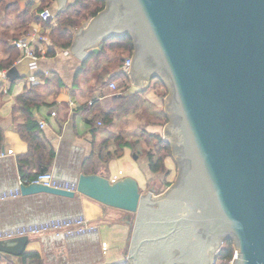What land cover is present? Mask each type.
<instances>
[{
  "label": "water",
  "instance_id": "obj_1",
  "mask_svg": "<svg viewBox=\"0 0 264 264\" xmlns=\"http://www.w3.org/2000/svg\"><path fill=\"white\" fill-rule=\"evenodd\" d=\"M125 35L135 82L168 87L178 182L155 198L133 178L82 173L76 192L30 184L22 196L80 194L135 214L133 264H215L226 240L232 264H264V0H106L72 51L84 60ZM29 241L1 240L0 253L20 257Z\"/></svg>",
  "mask_w": 264,
  "mask_h": 264
},
{
  "label": "crops",
  "instance_id": "obj_2",
  "mask_svg": "<svg viewBox=\"0 0 264 264\" xmlns=\"http://www.w3.org/2000/svg\"><path fill=\"white\" fill-rule=\"evenodd\" d=\"M28 1L20 0V8H25ZM72 1L67 0L65 8ZM41 5V0H35L32 12ZM64 9L60 10L59 1L55 0L52 6L45 10H49L56 19L57 14ZM40 14L38 20L32 21L27 35L33 31L48 35V48L50 52L54 50V55L48 54L47 57L38 60L37 69L34 70L31 68L32 61L25 58L22 52L13 46L14 40L8 42L16 50L13 66L17 74L15 79L7 77L6 81L0 83L2 137L0 154L6 155L0 156V189L15 187L20 178L25 176L29 178L48 164V157L38 159L41 155L37 151L27 157L30 145L22 137L20 130L26 133L29 120L34 119L38 124L35 134L41 138L47 148L49 146L55 152V158L48 171L53 172L58 178L75 180L86 171L103 174L111 182L130 177L138 182L143 196L152 193L155 198H158L163 195V192L157 188V182L165 181V175L151 171L146 155L135 158L132 144L136 143L135 148L138 150L145 147L143 131L147 134L159 135L166 141L169 140L166 136L169 121L166 124L152 121L154 118L152 114L162 112L167 116L169 90L165 82L160 79L168 90V94L163 96V88L155 85L154 79H146L144 84L136 83L132 77L131 68L130 75L125 73L129 85L126 96H137L134 99L135 106L121 115L112 113L114 124L101 129L99 126H101L102 114L120 105L119 101L113 98L116 92L110 89L108 79L113 74L124 73L125 61L128 58L134 60L135 50L131 56L124 57V64L116 71L100 77L107 66L105 63L97 67L94 60H91L86 65L85 62L90 57L83 60L72 51L76 39L85 33L95 17L83 22L82 26L74 31L71 47L64 49L54 47L51 41L52 30L47 28V23L42 22ZM12 17L16 20L17 15ZM15 20L8 17L9 23L4 25L0 32L6 30L8 37H12L15 34ZM2 44H0V62H5L9 54ZM108 44L109 40L105 45ZM95 46L101 51L104 43ZM91 49L92 47L89 46L85 52ZM0 70L5 68L0 66ZM33 75L37 77L36 82L30 80ZM116 83L119 86L125 83L122 76L116 79ZM32 88L35 89L32 97L35 102L28 111H23L19 109L21 108L19 98ZM87 120L91 121V124ZM41 122L45 123L44 128L40 127ZM121 142H128L130 145L120 147ZM102 149L104 153L119 151L120 156L106 163L100 156ZM172 166L173 156L167 157L165 167L171 171V174ZM171 174L166 180L171 177ZM73 214H83L90 223L100 229L107 228L109 232L106 234V241H102L100 230L97 238L54 243L42 239L36 241L29 239L25 251L37 253L38 259L28 260L25 263L22 256L0 253V261L4 259L3 264H115L122 261L133 264L129 260V250L136 215L105 206L80 194H77L75 199L41 194L0 202V229L49 216ZM103 244H106V248H103Z\"/></svg>",
  "mask_w": 264,
  "mask_h": 264
},
{
  "label": "trees",
  "instance_id": "obj_3",
  "mask_svg": "<svg viewBox=\"0 0 264 264\" xmlns=\"http://www.w3.org/2000/svg\"><path fill=\"white\" fill-rule=\"evenodd\" d=\"M42 5L35 11L32 12V6L35 0H29L26 7L24 9L19 7L20 0H0V30L3 29L4 25L9 23L8 17H11L12 14H17L16 23L14 25V35L12 37H8L6 30L0 32V44L5 47V50L8 52L9 58L5 62H0V66L4 67L5 70L9 72L11 70H15L13 66V61L16 58V50L9 45V40H15L20 38L21 35L27 34L28 29L34 20L39 19V14L52 6L55 0H41ZM106 0H73L72 3L68 5L65 11L60 12L57 14V26L53 27L52 30V39L54 47L68 49L72 45L73 41V33L75 30L79 29L83 22L88 21L90 18L96 17L100 12L105 9ZM14 9V10H13ZM19 12V13H18ZM11 38V39H10ZM108 42V41H107ZM106 42V43H107ZM134 52V44L132 39L129 35H125L123 37H112L109 40V44L105 45L100 53L93 54L90 58L85 62L86 65L91 60H94V63L97 67L101 66L102 64H106V68L100 74V77L104 74H109L112 71H116L119 66L124 64V57L131 56ZM48 54L54 55L55 52L49 51ZM41 77V75H38ZM122 76L124 84L118 85V91L114 94V100H118L120 105L111 110L110 112L102 114V121H101V129L110 127L114 124V118L112 117V113H117L119 115L128 112L132 109L134 104V99L137 96H126L128 92V77L125 73L121 72L118 74H113L108 79V83L116 82V79ZM11 78L15 79L16 76L13 75ZM155 85H158L163 88L164 93L163 96L168 94V90L166 89L164 83L159 79L155 78ZM35 88V87H33ZM30 90L28 93L24 94L19 98L21 110L28 111L31 108L33 102V95L35 89ZM94 102V101H93ZM94 105V103H92ZM122 104V105H121ZM92 105V106H93ZM154 116L153 120L154 123L158 124H166L169 120L167 116L160 112L152 114ZM89 124L91 121L87 120ZM37 122L33 120H29L28 127L26 129V133L21 131L22 137L26 139L30 145V152L27 157L33 155L35 151L41 156H38V159H42L43 157H48V164L40 168V170L35 173L33 176L29 178H35L38 174L42 172H47L49 170V166L51 165L52 161L55 158V152L51 149V147L45 145V143L41 140V138L35 134L37 128ZM94 131V130H93ZM145 147L152 146L151 149L154 151L146 150L141 151L135 148L136 143L132 144L134 154L137 156L146 155L149 159V164L151 171L155 174H163L168 177L171 174V171L165 167V159L167 157H171V144L164 140L161 136L156 134H147L145 131L142 133ZM2 141L1 132H0V143ZM138 144V143H137ZM130 143H120L119 146H128ZM103 147V146H102ZM145 148V149H146ZM119 151L114 153L106 152L104 153V149L100 152L101 159L108 163L112 158L119 157ZM84 174H96L92 171H86ZM25 176L24 178H26ZM23 260L25 263L28 260H36L38 259V254L34 252H24ZM235 257V248L234 244L231 240H226L223 244L221 251L217 256V260L215 264H231ZM115 264H129L127 261H122Z\"/></svg>",
  "mask_w": 264,
  "mask_h": 264
},
{
  "label": "built area",
  "instance_id": "obj_4",
  "mask_svg": "<svg viewBox=\"0 0 264 264\" xmlns=\"http://www.w3.org/2000/svg\"><path fill=\"white\" fill-rule=\"evenodd\" d=\"M40 18L42 22L47 23V28L49 27L50 30L57 26V21L49 10H44L40 14ZM48 42V35L33 31L31 34L22 35L20 38L15 39L12 44L22 52L25 58L32 61L31 68L36 70L38 60L48 56V52L50 51ZM132 63L133 59L131 58L125 61L123 71L127 75L131 74ZM8 73V70H0V83L7 80ZM30 80L36 82L37 77L33 75L30 77ZM109 87L113 92L118 91V84L116 82H111ZM40 127L44 128L45 123L41 122ZM0 156L5 157L6 155L0 154ZM30 184H41L72 192L77 191L76 179L58 178L53 172L47 171L38 174L35 178H20L15 187L1 188L0 202L19 199L22 197L21 186ZM30 235H40V239L54 243L83 238H97L99 229L97 226L92 225L83 214L49 216L44 219H35L15 224L9 228L0 229V241L23 236L29 237ZM103 248H106V244H103Z\"/></svg>",
  "mask_w": 264,
  "mask_h": 264
},
{
  "label": "rangeland",
  "instance_id": "obj_5",
  "mask_svg": "<svg viewBox=\"0 0 264 264\" xmlns=\"http://www.w3.org/2000/svg\"><path fill=\"white\" fill-rule=\"evenodd\" d=\"M8 1H11V0H8ZM13 1V0H12ZM15 1V0H14ZM24 1V0H23ZM19 7H20V4H19ZM105 8H106V5H105ZM24 9V8H23ZM14 10V9H13ZM66 10V8L64 9V11ZM62 12V11H61ZM16 16L17 14H12L11 15V19H14L15 20V17H12V16ZM51 31V30H50ZM51 36H52V33H51ZM51 41H52V43H53V39H52V37H51ZM135 50V49H134ZM171 124V122H169V125ZM168 138V137H167ZM169 139V138H168ZM170 140V142H172L171 141V139H169ZM151 147L152 146H149V147H144L143 149H141V151H148V150H150V151H154V150H152L151 149ZM146 148V149H145ZM173 156V170H172V174H171V177H169V179L168 180H166V178H165V181H158L157 183V188L161 191V192H163L162 194H165L169 189H171L177 182H178V180H179V178H180V173H181V165H180V161H179V159L176 157V155H175V153L173 154V150H172V146H171V157ZM160 175H162V176H164L163 174H160ZM144 191V190H143ZM92 224V223H91ZM92 225H94V224H92ZM94 226H96V225H94ZM99 228V227H98ZM99 230H100V233H101V239H102V241H106V239L105 238H107L106 237V234L109 232V230L107 229V228H105L104 230H103V228H99ZM111 235H112V233H111ZM110 236V233L108 234V237ZM29 239H31L32 241H36V240H39L40 239V235H30L29 236ZM111 239V238H110ZM225 242V241H224ZM233 242V241H232ZM112 244V243H111ZM224 244V243H223ZM234 244V243H233ZM222 247H223V245H222ZM222 249V248H221ZM4 263V259L3 260H1L0 261V264H3ZM232 264V263H231Z\"/></svg>",
  "mask_w": 264,
  "mask_h": 264
}]
</instances>
